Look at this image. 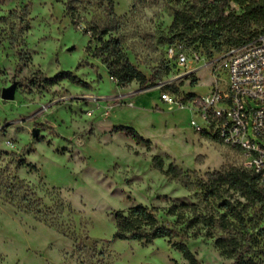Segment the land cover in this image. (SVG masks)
I'll return each mask as SVG.
<instances>
[{
	"label": "rangeland",
	"instance_id": "1",
	"mask_svg": "<svg viewBox=\"0 0 264 264\" xmlns=\"http://www.w3.org/2000/svg\"><path fill=\"white\" fill-rule=\"evenodd\" d=\"M66 1L0 0V264H187L173 247L180 242L200 264H232L215 245L228 235L249 244L264 264V211H247L245 231H225L218 223L224 211L206 200L202 186L208 173L246 169L243 153L204 129L193 105L215 83L225 88L237 35L225 33L217 47L193 43L187 53L200 62L181 74L166 54L178 43L174 15L199 14L203 0H112V37L152 79L146 89L121 86L93 57L98 44L88 50L86 30L108 20L106 8L85 0L75 25ZM11 88L13 99L4 100ZM164 93L177 103L163 102ZM118 127L133 128L150 148ZM171 166L183 178L167 176ZM183 205L197 208L184 210L188 220L214 216L216 223L178 224L167 211ZM137 206L155 210L176 232L173 242L115 238L116 213Z\"/></svg>",
	"mask_w": 264,
	"mask_h": 264
},
{
	"label": "trees",
	"instance_id": "2",
	"mask_svg": "<svg viewBox=\"0 0 264 264\" xmlns=\"http://www.w3.org/2000/svg\"><path fill=\"white\" fill-rule=\"evenodd\" d=\"M83 3L85 0H67L65 3L66 11L75 25H77L80 16L79 8ZM96 3L99 7L106 8L108 20L103 25H91L86 30L87 33H90L88 50H92L93 43L98 44L92 51L93 57L102 60L110 77L119 85L127 86L135 82L141 89L149 88L152 79L147 78L129 61L121 42L112 37V33L117 30L113 1L96 0ZM203 3L205 8L197 15L186 11L175 12L171 32L179 44H184L189 48L193 43L201 42L205 46L217 47L218 40L225 33H230L237 35L233 42H235V47H239L264 34V0H203ZM232 4L238 8L240 14L237 13L236 8H232ZM88 5H91V2L88 1ZM208 8L211 15L205 13ZM252 27L257 29L256 33H252ZM166 90L174 89L167 87ZM115 131L124 133L128 137L138 140L139 143H146L148 149L150 148V141L140 138L133 128L118 127ZM154 163L159 169L164 166L162 159L158 157L154 158ZM166 175L181 179L184 173L171 166ZM206 178L207 181L202 184L205 188V198L207 201L211 199L224 211L218 215V223L223 230L243 232L247 229L245 224L247 211L254 208L264 211V184L252 171L231 169L224 172L208 173ZM13 188L15 187H7L8 194L13 195ZM22 200L24 203L28 202L26 197ZM187 209L196 213L197 208L195 205L171 207L167 214L175 217L178 224H185L188 228L198 222H201L205 228H212L216 223L214 216L200 217L196 215L193 221L188 220L184 212ZM115 223V238L120 240L151 244L157 239H166L171 243L176 237L174 230L160 224L155 210L144 206L130 208L128 212L116 213ZM261 233H264V228ZM215 245L222 255L233 260L232 264H259L252 256L255 254L253 248L235 235L221 237L216 240ZM173 247L181 253L187 264H200L186 243H173Z\"/></svg>",
	"mask_w": 264,
	"mask_h": 264
},
{
	"label": "built area",
	"instance_id": "3",
	"mask_svg": "<svg viewBox=\"0 0 264 264\" xmlns=\"http://www.w3.org/2000/svg\"><path fill=\"white\" fill-rule=\"evenodd\" d=\"M187 52L184 44L167 47L168 62L175 63L181 74L200 62L197 55ZM161 99L168 104L177 103L166 93ZM193 105L204 129L241 151L246 169L264 184V34L245 45L229 48L225 88L215 83L209 93L194 99Z\"/></svg>",
	"mask_w": 264,
	"mask_h": 264
},
{
	"label": "water",
	"instance_id": "4",
	"mask_svg": "<svg viewBox=\"0 0 264 264\" xmlns=\"http://www.w3.org/2000/svg\"><path fill=\"white\" fill-rule=\"evenodd\" d=\"M13 97H14V89L13 88L3 92L2 98L4 100H12Z\"/></svg>",
	"mask_w": 264,
	"mask_h": 264
}]
</instances>
